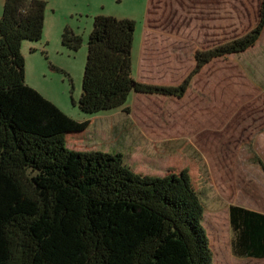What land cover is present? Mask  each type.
Returning <instances> with one entry per match:
<instances>
[{"label":"trees","instance_id":"1","mask_svg":"<svg viewBox=\"0 0 264 264\" xmlns=\"http://www.w3.org/2000/svg\"><path fill=\"white\" fill-rule=\"evenodd\" d=\"M46 8L45 0H5L0 17V264H213L187 169L142 175L122 152L67 146V134L89 120L68 116L25 81L22 43L42 38ZM136 26L127 17L93 18L78 101L84 113L129 110L132 91L182 97L206 64L258 41L264 0L250 31L196 51L195 68L177 86L135 80ZM61 42L78 51L83 37L66 25ZM229 214L233 252L264 257V213L232 204Z\"/></svg>","mask_w":264,"mask_h":264},{"label":"rangeland","instance_id":"2","mask_svg":"<svg viewBox=\"0 0 264 264\" xmlns=\"http://www.w3.org/2000/svg\"><path fill=\"white\" fill-rule=\"evenodd\" d=\"M45 1L46 33L32 42L35 52L23 48L25 81L68 116L89 120L85 130L67 134V146L122 152L124 163L142 175L187 169L203 204L213 264H251L234 255L229 212L232 204L264 212V29L252 47L193 74L182 97L134 92L129 110L93 114L78 101L96 15L136 21L135 80L177 86L195 68L196 51L257 24L261 0ZM66 25L83 37L78 51L61 42Z\"/></svg>","mask_w":264,"mask_h":264},{"label":"crops","instance_id":"3","mask_svg":"<svg viewBox=\"0 0 264 264\" xmlns=\"http://www.w3.org/2000/svg\"><path fill=\"white\" fill-rule=\"evenodd\" d=\"M4 2H5V0H0V12H3V7H4ZM47 9V8H46ZM46 20H47V12H45V22H44V29H43V34H42V37H44V35H45V29H46ZM63 28H61L60 29V33L62 34V30ZM27 43V44H26ZM31 44H32V42H30V41H24L23 43H22V54H24L23 53V48H24V46L26 45L27 47H29L30 48V52H31V48H33V47H31ZM24 56H25V54H24ZM25 58V60H26V56L24 57ZM26 62H27V60H26ZM135 91H132L131 93H134ZM130 93V94H131ZM130 96V95H129ZM127 102H128V100H127ZM127 102H126V104H125V106H127ZM115 109H118V111H122V109H124L123 107H119V108H115ZM236 205V204H235ZM239 206H242V207H245V208H247V209H251V210H255V211H259L258 209H256V208H253V207H246V206H243V205H239ZM259 212H261V213H264V212H262V211H259ZM234 255L237 257V258H239V259H242L243 261L244 260H248L251 264H264V257H247V256H239V255H236L235 253H234Z\"/></svg>","mask_w":264,"mask_h":264}]
</instances>
